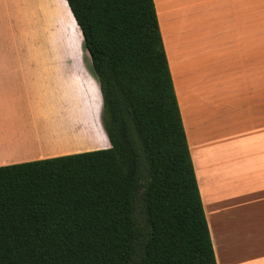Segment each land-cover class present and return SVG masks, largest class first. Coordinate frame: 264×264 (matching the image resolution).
I'll return each instance as SVG.
<instances>
[{
	"label": "trees",
	"instance_id": "obj_1",
	"mask_svg": "<svg viewBox=\"0 0 264 264\" xmlns=\"http://www.w3.org/2000/svg\"><path fill=\"white\" fill-rule=\"evenodd\" d=\"M64 2L110 147L0 167V264H216L153 0Z\"/></svg>",
	"mask_w": 264,
	"mask_h": 264
},
{
	"label": "crops",
	"instance_id": "obj_2",
	"mask_svg": "<svg viewBox=\"0 0 264 264\" xmlns=\"http://www.w3.org/2000/svg\"><path fill=\"white\" fill-rule=\"evenodd\" d=\"M36 1L0 0V167L110 147L101 106L76 145L33 115L61 91ZM153 2L216 264H264V0Z\"/></svg>",
	"mask_w": 264,
	"mask_h": 264
},
{
	"label": "rangeland",
	"instance_id": "obj_3",
	"mask_svg": "<svg viewBox=\"0 0 264 264\" xmlns=\"http://www.w3.org/2000/svg\"><path fill=\"white\" fill-rule=\"evenodd\" d=\"M66 10L63 0L36 1L35 11L38 16L42 13L45 43L59 58L61 91L58 106L52 102L50 109L44 105L32 111L47 127L50 136L60 142L67 138L76 145L84 136L98 137L100 125L95 124L97 112L92 103L96 84L83 70V63L90 70L89 57L82 54ZM75 79V86L69 87V81L71 84Z\"/></svg>",
	"mask_w": 264,
	"mask_h": 264
},
{
	"label": "bare ground",
	"instance_id": "obj_4",
	"mask_svg": "<svg viewBox=\"0 0 264 264\" xmlns=\"http://www.w3.org/2000/svg\"><path fill=\"white\" fill-rule=\"evenodd\" d=\"M57 7V6H56ZM66 12V11H65ZM70 18V17H69Z\"/></svg>",
	"mask_w": 264,
	"mask_h": 264
}]
</instances>
